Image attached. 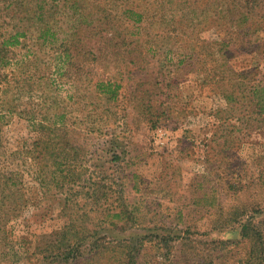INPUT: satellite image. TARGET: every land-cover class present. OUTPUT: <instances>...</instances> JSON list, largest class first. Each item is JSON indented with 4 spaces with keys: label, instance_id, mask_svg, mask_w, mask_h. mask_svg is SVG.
I'll list each match as a JSON object with an SVG mask.
<instances>
[{
    "label": "trees",
    "instance_id": "obj_1",
    "mask_svg": "<svg viewBox=\"0 0 264 264\" xmlns=\"http://www.w3.org/2000/svg\"><path fill=\"white\" fill-rule=\"evenodd\" d=\"M172 1L180 13L166 12ZM194 5L190 0H159L156 12H150L152 3L143 5L136 0H0V130L19 117L30 132L27 138L16 139L17 144L0 136V191L5 208L26 206L22 187L26 173L44 188L50 181L64 186L88 179L101 191L103 181L116 182L105 168H100L99 180L85 178L81 158L89 148L75 139L84 128L72 119L97 114L98 100L120 102L132 74L131 100L154 127L168 111L157 97L160 84L172 85L165 67L171 72L184 71L192 61L205 70L202 83L214 86L212 90L227 100L221 109L226 118L237 114L245 123L252 118L262 123V61L255 57L251 66L238 69L231 58L236 51L264 56V0H207L200 7ZM214 17L220 19L216 25L225 33L219 40L211 44L198 40L200 52L192 45H176L179 37L197 39L199 25L215 24ZM216 43L219 49L213 47ZM153 58L158 59L157 71L163 75L155 80L143 76ZM26 91L30 93L27 100ZM244 211L233 208L218 227L230 225L227 232L234 234L232 238L252 244L236 264H264V235L252 226L254 215L245 218ZM112 216L116 219L106 223L115 229L124 228L125 219H135L125 207ZM72 226L47 242L45 251L52 261L100 254L114 243L123 253L120 264H135L139 247L133 244L135 233L128 236L132 243L123 244L97 231H73ZM232 238L217 243L224 248Z\"/></svg>",
    "mask_w": 264,
    "mask_h": 264
},
{
    "label": "rangeland",
    "instance_id": "obj_2",
    "mask_svg": "<svg viewBox=\"0 0 264 264\" xmlns=\"http://www.w3.org/2000/svg\"><path fill=\"white\" fill-rule=\"evenodd\" d=\"M136 1L152 3L150 12H156L159 0ZM190 1L200 7L207 0ZM166 8L168 13L181 12L173 1ZM216 20L200 24L197 39L179 37L176 45H192L200 52L198 40L211 44L225 34ZM213 47L219 49L217 43ZM241 52L231 58L238 69L251 66L255 57L264 68L262 52ZM152 60L143 76L155 80L161 74L158 59ZM164 72L174 86L159 85L157 97L168 111L157 126L131 100L134 74L126 79L120 102L98 100L97 114L72 119L84 128L75 139L89 148L81 158L85 178L99 180L100 168H105L116 182L103 181L101 191L88 179L64 186L50 181L44 188L26 173L22 187L28 201L22 209L5 208L0 191V264H120L123 253L114 243L100 254L70 262L47 257V242L72 225L73 231H97L123 244L132 243L128 236L135 233V264H236L252 244L232 238L227 232L232 226L218 227L235 207L246 208L245 218L254 215L252 226L264 235V120L252 118L248 124L237 114L226 118L221 109L227 100L214 86L202 83L205 70L194 61L184 71L165 67ZM29 95L26 91L24 99ZM29 134L19 117L0 130L2 138L15 144ZM122 207L135 219H125L122 229L112 228L106 222L116 219L112 214ZM227 238L233 241L222 248L217 240Z\"/></svg>",
    "mask_w": 264,
    "mask_h": 264
}]
</instances>
